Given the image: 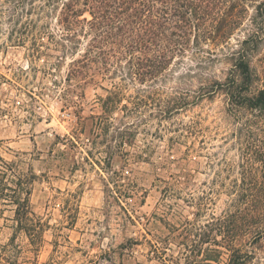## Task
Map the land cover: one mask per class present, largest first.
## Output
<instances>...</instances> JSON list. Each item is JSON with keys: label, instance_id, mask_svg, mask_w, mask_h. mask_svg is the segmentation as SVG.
<instances>
[{"label": "rangeland", "instance_id": "rangeland-1", "mask_svg": "<svg viewBox=\"0 0 264 264\" xmlns=\"http://www.w3.org/2000/svg\"><path fill=\"white\" fill-rule=\"evenodd\" d=\"M16 1L0 0V157L33 171L31 208L48 227L38 247L16 233L13 208L0 205V252L8 246L16 264H205L214 218L234 205L248 215L245 228L256 226L264 114L233 113L220 92L199 99L206 77L183 69L132 81L92 64L68 81L90 37L76 55L56 50L50 37L64 32L60 10L42 12L41 0L16 9ZM229 67L218 63L209 75L223 82ZM252 67L253 91L263 90L264 45ZM116 83L128 87L110 122L120 132L138 124L123 143L114 128H99L101 99ZM151 94L189 104L168 113L164 100L130 116L129 97ZM247 264H264V241Z\"/></svg>", "mask_w": 264, "mask_h": 264}, {"label": "trees", "instance_id": "trees-1", "mask_svg": "<svg viewBox=\"0 0 264 264\" xmlns=\"http://www.w3.org/2000/svg\"><path fill=\"white\" fill-rule=\"evenodd\" d=\"M35 1L18 0L15 8L25 7L30 2L32 5ZM41 1L43 4L36 8L42 12L60 10L62 15L64 32L50 37L56 50L71 55L76 51V55L82 40L90 37L83 55L71 63L68 81L70 77L86 74L92 64L104 75L121 74L132 81L137 77L152 81L167 78L183 69L188 76L206 77L200 86L203 94L199 99L220 92L226 95L233 113L264 114V89L253 91L257 75L252 67L254 57L264 45V0ZM87 13L91 19L81 20ZM240 29L246 30L243 38L235 47L230 46ZM218 51L223 54L221 57ZM187 60L192 65H188ZM221 62L230 66L223 82L209 75ZM127 87L128 84L116 83L114 90L108 91V97L101 99L105 115L99 117V128L105 135L114 128L110 113L123 104ZM150 96L129 97L127 102L133 107L129 110L130 116H138L136 111L164 100L168 113L189 104L187 99L179 97L166 101ZM129 105L124 108L128 110ZM136 127L135 123L126 125L123 132L113 130L118 133L117 140L123 143L135 135ZM21 163L0 157V205L13 208L16 233H25L40 247L48 225L42 223L31 208L35 174L31 169L22 170ZM247 217L233 205L224 216L214 218L207 241L210 247L206 261L209 263L205 264H222L224 254L228 255L226 264H247L254 259L264 241V194L253 229L245 228L249 223L245 221ZM1 250L0 264H16L8 255V246Z\"/></svg>", "mask_w": 264, "mask_h": 264}]
</instances>
